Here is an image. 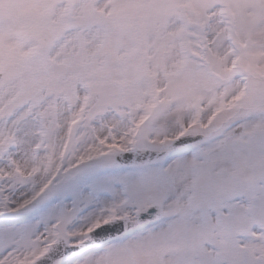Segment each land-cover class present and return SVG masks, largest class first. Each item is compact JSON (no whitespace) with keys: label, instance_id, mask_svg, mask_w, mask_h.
Returning a JSON list of instances; mask_svg holds the SVG:
<instances>
[{"label":"snow or ice","instance_id":"1","mask_svg":"<svg viewBox=\"0 0 264 264\" xmlns=\"http://www.w3.org/2000/svg\"><path fill=\"white\" fill-rule=\"evenodd\" d=\"M0 264H264V0H0Z\"/></svg>","mask_w":264,"mask_h":264}]
</instances>
